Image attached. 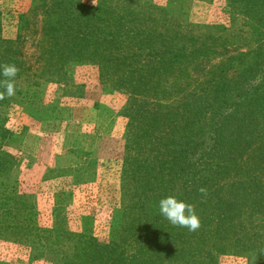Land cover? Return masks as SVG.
Masks as SVG:
<instances>
[{"label": "trees", "instance_id": "16d2710c", "mask_svg": "<svg viewBox=\"0 0 264 264\" xmlns=\"http://www.w3.org/2000/svg\"><path fill=\"white\" fill-rule=\"evenodd\" d=\"M106 1L92 8L80 0L69 6L57 0L62 7L52 20L42 5L49 45L38 71L21 60L19 33L14 41L0 36V65L19 69L15 96L0 106L15 104L49 120V104L39 105L42 87L57 83L63 96L81 95L64 71L67 64L96 65L102 89L125 95L117 112L126 120L118 157L120 202L107 222L113 234L100 239L83 226L69 231L63 206L52 210L49 227H39L23 195L0 194V239L42 246L49 264H216L225 249L264 264V0H226L229 33L224 36L222 28L207 39L175 29L172 10L182 13L173 0L164 6L162 25L150 21L133 31L119 24L109 28L112 19L103 15L121 22L115 14L123 10ZM183 15L185 27L194 29ZM120 33L131 48L108 44ZM111 47L128 55H100ZM4 134L1 129L0 143ZM0 156V170H9L7 157ZM85 182L79 179L83 189ZM75 188L74 196L82 187ZM169 195L195 206L199 230L173 226L160 214L158 202Z\"/></svg>", "mask_w": 264, "mask_h": 264}, {"label": "rangeland", "instance_id": "374dc122", "mask_svg": "<svg viewBox=\"0 0 264 264\" xmlns=\"http://www.w3.org/2000/svg\"><path fill=\"white\" fill-rule=\"evenodd\" d=\"M61 1L67 6L70 0ZM115 1L107 0L105 4L123 10L115 14H121L122 20L120 22L109 13L103 15L105 19H112L109 28L119 24L133 31L138 28L137 25L149 26L152 25L150 21H155L160 26L167 20L164 6L168 0H140L132 6ZM173 1L182 13L178 16L177 10H172L175 12L172 16L179 25L175 27L178 32H190L197 39H207V35L217 34L222 28L227 30L222 32L224 36L229 33L230 24L224 15L226 0ZM80 2L93 8L98 0H95V5L92 0ZM44 3V9L48 8L47 13L52 20L62 7L57 0H0V36L14 41L19 33V55L26 65H34L32 71L39 70L40 58L46 55L44 51L49 45L42 32V26L48 24L41 18ZM52 3L53 6H50ZM151 6L159 8L163 13L151 9ZM183 14L188 16L189 21L186 22L194 29L188 30L185 27ZM205 28H209L212 34H205ZM122 39L120 33L108 44L131 48L125 45L127 40L122 42ZM107 49L100 55H128L118 48ZM64 71L80 87L81 95L78 98L63 96V85L57 83L42 87L44 94L42 104L39 105L49 104L45 105L53 112L49 120H40L30 109L22 106H0V130H5L1 138L0 154L7 157L6 167L12 165L9 170H0V194L23 195L33 206L39 227H49L52 210L56 206H63V216L69 231L77 232L83 226L100 239L110 237L113 232L107 222L111 214L119 209L121 161L118 157L124 150L121 134L126 123L117 112L125 105L126 97L122 93L109 91L108 87L102 89L96 65L67 64ZM3 166L0 164V167ZM79 179L87 181L85 189ZM75 186L82 188L74 196ZM67 193L73 196L61 197ZM61 199L65 201L60 202ZM0 263L49 264L45 260L42 246L27 247L2 239ZM216 264L251 262L246 253L225 249L216 258Z\"/></svg>", "mask_w": 264, "mask_h": 264}, {"label": "clouds", "instance_id": "9594fccd", "mask_svg": "<svg viewBox=\"0 0 264 264\" xmlns=\"http://www.w3.org/2000/svg\"><path fill=\"white\" fill-rule=\"evenodd\" d=\"M95 5V0H92ZM19 69L14 64L0 65V75L6 79L0 81V101H3L6 97L11 98L16 94L15 77L17 76ZM201 195H207V189L201 187L198 189ZM160 214L167 219L173 226L186 228L190 232H195L200 229L201 222L196 214L195 206L186 203L182 200H178L176 196L169 195L161 198L158 202Z\"/></svg>", "mask_w": 264, "mask_h": 264}]
</instances>
